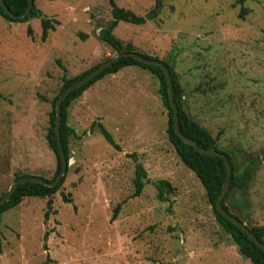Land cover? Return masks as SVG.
Here are the masks:
<instances>
[{
    "label": "rangeland",
    "instance_id": "obj_1",
    "mask_svg": "<svg viewBox=\"0 0 264 264\" xmlns=\"http://www.w3.org/2000/svg\"><path fill=\"white\" fill-rule=\"evenodd\" d=\"M239 1L115 0L150 18L140 26L121 22L113 35L136 54L165 56L186 111L218 139L220 150L236 152L242 167L262 158L252 182L226 202L246 225L258 227L264 226V0ZM34 2L44 17L59 22L46 42L41 19L10 23L0 16V197L18 175L53 178L56 156L46 139L52 101L65 77L116 55L100 37L112 21L108 0ZM140 74V83L106 77L73 103L68 123L75 137L65 182L53 196L25 198L4 213L0 264H251L169 143L158 82L147 71ZM93 122L102 123L122 151L91 132ZM133 153L149 179L140 197L133 196ZM160 180L173 187L167 202L157 197Z\"/></svg>",
    "mask_w": 264,
    "mask_h": 264
},
{
    "label": "trees",
    "instance_id": "obj_2",
    "mask_svg": "<svg viewBox=\"0 0 264 264\" xmlns=\"http://www.w3.org/2000/svg\"><path fill=\"white\" fill-rule=\"evenodd\" d=\"M4 1L6 6L9 8V10L17 16L22 15L27 10L29 5V0H4ZM246 1L248 0H240L239 3ZM108 2L111 7L112 21L110 22V24L106 29L101 30L100 32L101 39L114 50L116 55L124 54V53H136L135 47L132 44L124 45L120 40H118L113 35V31L117 28V26L121 22L140 26L145 23L146 19L136 15L131 11H127L124 10L123 8H120L115 3V0H108ZM244 15H246L245 10L242 8L241 14L239 16L240 18L243 19L245 18ZM0 16L6 19L7 21H9L10 23H18V22L28 23L35 18L41 19L42 42H46L48 39L49 31H55V25H59L58 21H52L44 17L43 13L36 7L35 3L30 14L22 20L10 19L1 9V7H0ZM28 35L30 37L33 36V31L31 27L28 28ZM84 38L85 37H82V39ZM142 56L150 60L161 61L168 68L172 76L174 98L178 107V124L181 134L186 138L193 140L200 147L204 149H210V148L216 149L219 153L224 154L229 160L232 169L231 183H230L229 192L222 201V208L232 217L238 219L242 224H245V222L239 216L231 213L226 202L229 199L232 191L241 192L247 187L249 183L252 182L254 169L256 168L257 163L262 162V158L249 160V164L242 167V165L237 161V159L240 156L236 152L233 151L228 152V151L220 150L218 148V139L213 137V135L206 128L202 127L186 111L185 95L183 94L182 86L178 81L177 75L175 74L173 67L168 62L164 61V59L162 60L158 57H153L148 55H142ZM114 57L107 58L102 63L94 66L93 68L82 73L81 75H78L73 78H68V77L64 78L60 93L52 101L51 104L52 110L49 114V128L46 136L47 144L56 156L57 167L53 178L51 180H46L43 178L44 180L48 182H53L61 171V160H60L59 147L55 132L57 100L69 87L79 82L87 75H89L91 72H93L98 67L102 66L103 64H105ZM128 67H138L144 71H147L158 82V94L162 105L167 111L168 120H167L166 134L169 143L172 145L173 149L176 152L177 157L188 169H190L194 173V175L200 181L201 185L203 186L206 192L208 201L213 208L216 221L222 226L225 232L229 235L232 243L238 249L239 254L243 258L249 260L251 264H264V251L261 248H259L253 241H251L250 238L240 228H238L237 226L226 220L222 215H220L216 209V203L222 194V189L226 178V168L223 160L217 157L210 158L205 155L199 154L198 152L195 151L193 147L185 145L177 136L174 128L173 112H172L171 102L168 93L167 80L161 68L157 66L144 65L131 58H122L115 64L108 67L105 71H103L100 75H98L87 85L72 92L65 99V101L62 103L61 106L62 123L60 129V137H61V144L64 150V154L66 156L68 163L70 162L71 159V149H70L71 141L75 137V131L68 123L69 111L73 103H75L83 95L85 91H87L90 87L95 85L100 80L108 76L116 75L121 70ZM61 68L65 69L63 65H61ZM95 130L98 131L101 134V136L105 139V141L115 150L119 152L122 151L119 145L114 140L112 134L104 127L102 123L93 122V124L90 127V131L94 132ZM263 156H264V150H263ZM129 157L134 160V164H135V177L133 180L135 191L133 196L140 197L142 195V191L144 190L145 186L149 183L148 173L145 170L144 165L141 163V161H139L136 154L134 153L130 154ZM241 169L242 171L240 172ZM67 174H68V169L66 175L63 177L61 182L55 188L45 187L41 184H36V183H25L20 185L13 194L10 201L7 202L5 205L0 206V219L2 218L4 213L18 207L25 198H46L53 196L61 189L62 185L65 182ZM24 177H28V176L18 175L15 178V181L18 180L19 178H24ZM154 186L158 192V196H157L158 200L160 202H167L168 196L173 193V187L171 186V184L166 180H160L155 182ZM6 194H3L0 197V200ZM63 200L66 203L72 202L65 195H63ZM47 208H48L47 212L45 213V221L49 220L50 211L52 208L51 200L48 201ZM118 213H119V207H117L114 210L112 221L116 220ZM246 226L253 233V235L264 244V226H258V227L257 226L250 227L248 225ZM48 238H49V233L47 232L44 236L45 242L48 241ZM44 247L46 248V244Z\"/></svg>",
    "mask_w": 264,
    "mask_h": 264
},
{
    "label": "water",
    "instance_id": "obj_3",
    "mask_svg": "<svg viewBox=\"0 0 264 264\" xmlns=\"http://www.w3.org/2000/svg\"><path fill=\"white\" fill-rule=\"evenodd\" d=\"M34 3H35L34 0H29V5H28L27 10L22 15H19V16L13 14L9 10V8L6 6L4 0H0V7L10 19L22 20L30 14L31 10L34 7ZM160 6H161V4L159 3L158 9H160ZM156 15L157 14L154 13L151 15V17L156 18ZM149 18H150V16L146 17V20ZM122 58H131V59L136 60V61H138L144 65L157 66L163 70L165 77H166V80H167L168 93H169V98H170L172 112H173L174 128H175V132H176L177 136L185 145L193 147L195 149V151L198 152L199 154L205 155V156L210 157V158H216V157L220 158L223 160V162L225 164L226 178H225V182L223 185L222 194L216 203L217 211L226 220H228L229 222H231L232 224H234L235 226L240 228L250 238L251 241H253L259 248H261L264 251V244L261 241H259L253 235V233L247 228V226L245 224H242L238 219L232 217L230 214H228L222 208V201H223L224 197L227 195V193L229 192L230 183H231L232 169H231V165H230L229 160L227 159V157L224 154L219 153L216 149H214V148L204 149V148L200 147L193 140L188 139L181 134L180 129H179V124H178V107H177V104H176L175 98H174L172 76H171L168 68L161 61L150 60V59L144 58L142 55L136 54V53H124V54L116 55L114 58H112L111 60H109L108 62H106L102 66L98 67L93 72H91L85 78H83L79 82L73 84L59 97V99L57 100V103H56L55 132H56V137H57V142H58V147H59V155H60V160H61V171H60V173L58 174V176L56 177V179L53 182H48V181L44 180L43 178L36 177V176H28V177H24V178H19L18 180H16L14 182V185L8 191V193L0 200V206H3L7 202L10 201L13 194L17 190V188L22 184L36 183V184H41L45 187L55 188L61 182L63 177L66 175L67 169L69 166V163H68L66 156L64 154V150H63V147L61 144V137H60V129H61V123H62V117H61L62 103L65 101V99L72 92H74V91L80 89L81 87L87 85L89 82H91L93 79H95L98 75H100L103 71H105L108 67L115 64L116 62H118Z\"/></svg>",
    "mask_w": 264,
    "mask_h": 264
},
{
    "label": "crops",
    "instance_id": "obj_4",
    "mask_svg": "<svg viewBox=\"0 0 264 264\" xmlns=\"http://www.w3.org/2000/svg\"><path fill=\"white\" fill-rule=\"evenodd\" d=\"M150 56V55H149ZM156 56V54H154L153 55V57H155ZM165 56L163 55V56H161L160 58H162V60H163V58H164ZM128 71V75L127 74H124V75H122V76H118L120 73H122L123 71ZM133 71H134V73H133ZM140 72H144V70H142V69H140V68H138V67H128V68H125V69H123V70H121L119 73H117L116 75H112V76H108V77H110V78H107V80H108V82L110 81V82H114V81H116L117 79H119V77H121V78H127V77H129L128 78V80H132V81H134V82H137V83H140ZM131 73H133V74H131ZM106 78V77H105ZM104 78V79H105ZM101 81V80H100ZM109 89H110V87H109ZM109 89H108V91H109ZM107 91V92H108ZM160 129V131H161V127L159 128Z\"/></svg>",
    "mask_w": 264,
    "mask_h": 264
}]
</instances>
